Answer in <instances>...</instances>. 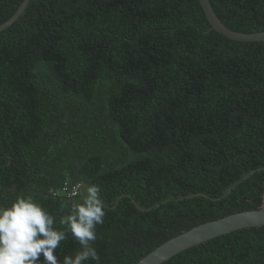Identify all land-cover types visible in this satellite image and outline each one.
I'll list each match as a JSON object with an SVG mask.
<instances>
[{"label":"trees","instance_id":"16d2710c","mask_svg":"<svg viewBox=\"0 0 264 264\" xmlns=\"http://www.w3.org/2000/svg\"><path fill=\"white\" fill-rule=\"evenodd\" d=\"M23 1L0 0V25ZM210 3L228 29L264 32V0ZM65 183L101 188L91 264L262 209L264 42L210 31L198 0H31L0 32V205L30 195L58 219ZM78 247L68 233L58 261ZM163 264H264V227Z\"/></svg>","mask_w":264,"mask_h":264},{"label":"clouds","instance_id":"9594fccd","mask_svg":"<svg viewBox=\"0 0 264 264\" xmlns=\"http://www.w3.org/2000/svg\"><path fill=\"white\" fill-rule=\"evenodd\" d=\"M76 199L61 204L67 213L56 216L32 196L19 195L9 205H0V264H91L99 261L93 242L103 224L105 206L101 188L86 184L73 192ZM68 233L78 244L72 254L58 261L57 249Z\"/></svg>","mask_w":264,"mask_h":264},{"label":"water","instance_id":"95a60500","mask_svg":"<svg viewBox=\"0 0 264 264\" xmlns=\"http://www.w3.org/2000/svg\"><path fill=\"white\" fill-rule=\"evenodd\" d=\"M31 0H24L14 15L0 25V32L10 27L25 11ZM203 12L210 24V31L214 30L224 37L238 42H264V32L238 33L228 29L216 16L210 0H198ZM256 171V170H255ZM252 173L246 175L241 181L248 178ZM240 181V182H241ZM239 182V183H240ZM237 183V184H239ZM235 186L231 187L224 195H227ZM264 227V194L263 207L260 210L246 211L224 217L220 220L207 222L199 225L186 233H183L171 240H168L137 264H163L174 256L205 243L209 240L247 228Z\"/></svg>","mask_w":264,"mask_h":264},{"label":"built area","instance_id":"2783aa9c","mask_svg":"<svg viewBox=\"0 0 264 264\" xmlns=\"http://www.w3.org/2000/svg\"><path fill=\"white\" fill-rule=\"evenodd\" d=\"M82 186L80 184L69 186L68 184H65V186L62 188V193L64 194L66 199H73L75 196L73 195V192L81 190Z\"/></svg>","mask_w":264,"mask_h":264},{"label":"bare ground","instance_id":"6f19581e","mask_svg":"<svg viewBox=\"0 0 264 264\" xmlns=\"http://www.w3.org/2000/svg\"><path fill=\"white\" fill-rule=\"evenodd\" d=\"M65 184H67V183H65ZM65 184L63 185V187L65 186ZM77 184H80L82 187L84 186V184H82V183H77ZM77 184H74V185H77ZM69 186H70V185H69ZM71 186H73V185H71ZM63 187H62V188H63ZM68 200L70 201V200H72V199H68Z\"/></svg>","mask_w":264,"mask_h":264}]
</instances>
